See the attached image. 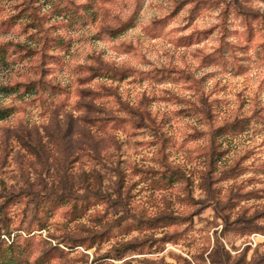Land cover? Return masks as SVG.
Segmentation results:
<instances>
[{
	"label": "clouds",
	"instance_id": "1",
	"mask_svg": "<svg viewBox=\"0 0 264 264\" xmlns=\"http://www.w3.org/2000/svg\"><path fill=\"white\" fill-rule=\"evenodd\" d=\"M11 246L264 264V0H0Z\"/></svg>",
	"mask_w": 264,
	"mask_h": 264
},
{
	"label": "rangeland",
	"instance_id": "2",
	"mask_svg": "<svg viewBox=\"0 0 264 264\" xmlns=\"http://www.w3.org/2000/svg\"><path fill=\"white\" fill-rule=\"evenodd\" d=\"M27 249L19 246L0 247V264H21Z\"/></svg>",
	"mask_w": 264,
	"mask_h": 264
}]
</instances>
